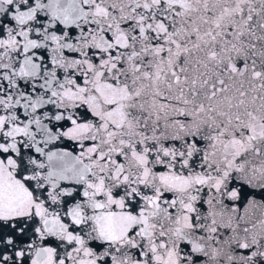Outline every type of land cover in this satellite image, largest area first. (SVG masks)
Here are the masks:
<instances>
[{"label": "snow or ice", "instance_id": "6c2138e0", "mask_svg": "<svg viewBox=\"0 0 264 264\" xmlns=\"http://www.w3.org/2000/svg\"><path fill=\"white\" fill-rule=\"evenodd\" d=\"M0 264H264V0H0Z\"/></svg>", "mask_w": 264, "mask_h": 264}]
</instances>
